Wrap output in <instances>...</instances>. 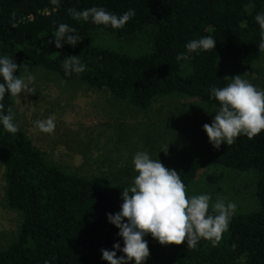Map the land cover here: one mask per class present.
<instances>
[{
    "label": "trees",
    "instance_id": "16d2710c",
    "mask_svg": "<svg viewBox=\"0 0 264 264\" xmlns=\"http://www.w3.org/2000/svg\"><path fill=\"white\" fill-rule=\"evenodd\" d=\"M91 7L118 16L134 9L135 15L124 27L113 29L94 24L91 18L74 20L68 13L70 8ZM257 13H264V0H59L58 5L51 0H0V57L8 55L18 65H33L64 81L104 89L141 109L158 97L183 95L215 113L219 102L211 89L226 86L234 77L219 60L240 61L264 53ZM62 23L81 37L74 47L64 43L58 49L49 43ZM96 28L119 39L149 31V51L129 55L96 46L92 42ZM206 36L216 39L214 49H199L188 60L177 61L189 41ZM69 55H77L87 66L83 73H65L63 61ZM2 103L5 113L11 107L15 114L10 94ZM0 163L5 169L6 204L22 217L14 239L0 249V264H108L101 249L113 250L116 242L124 246L106 214L120 211L121 191L130 185L102 184L47 163L20 124L12 134L0 123ZM209 167L255 171L257 206L235 213L217 246L204 239L194 249L186 241L161 245L146 235L150 256L144 264H264V130L252 139L241 134L232 145L222 143L218 149L211 145L200 154L168 161L186 188L200 169ZM220 176L214 172L206 178L217 182ZM116 255L125 254L116 250Z\"/></svg>",
    "mask_w": 264,
    "mask_h": 264
},
{
    "label": "rangeland",
    "instance_id": "374dc122",
    "mask_svg": "<svg viewBox=\"0 0 264 264\" xmlns=\"http://www.w3.org/2000/svg\"><path fill=\"white\" fill-rule=\"evenodd\" d=\"M92 42L99 47L139 55L149 51L151 39L149 31L119 39L96 28ZM219 64L231 75H241L264 89V53L240 61L220 59ZM27 67L35 77L36 92H21V103L12 97L15 118L47 163L87 178L94 177L102 184L131 185L137 175L132 163L137 151H147L152 159H159L168 168L170 159L200 154L212 145L202 126L211 124L215 113L197 99L162 96L141 109L112 97L104 89L80 81H64L33 65ZM19 74H24L23 67ZM49 117L56 123L52 134L43 133L34 125V121ZM218 168L200 169L186 188L188 196L208 193L212 202L223 198L235 203V213L254 209L257 206L255 171ZM214 172H220L221 176L217 182H209L206 176ZM5 188V169L0 163V249L11 243L22 220L17 210L7 206Z\"/></svg>",
    "mask_w": 264,
    "mask_h": 264
},
{
    "label": "clouds",
    "instance_id": "9594fccd",
    "mask_svg": "<svg viewBox=\"0 0 264 264\" xmlns=\"http://www.w3.org/2000/svg\"><path fill=\"white\" fill-rule=\"evenodd\" d=\"M54 5L59 0H51ZM74 20L88 21L97 25L111 26L119 29L135 15L134 9H129L122 15L106 11L103 7H91L83 11L68 9ZM255 21L264 33V13H257ZM15 27V24H13ZM76 29L67 24H60L54 33L56 48L66 43L75 46L81 37L73 35ZM216 39L212 36L191 40L186 44L187 52L177 55V61L188 60L189 54L199 49L212 50ZM264 48V41L260 44ZM23 67V73H14ZM77 55H69L63 61L66 74H80L86 70ZM0 123L6 132L15 134L19 131V124L15 121V114L11 107L4 112L2 103L6 93L21 103L19 94L35 93L33 87L35 77L30 74L26 64L18 65L13 58L4 55L0 57ZM226 78H229L226 76ZM231 82L221 88H212L211 96L219 102L211 124H204L209 142L214 148L222 143L232 145L241 135L252 139L264 130V89H259L243 79L241 75L231 77ZM31 85V87H29ZM39 131L52 134L56 123L54 118L34 121ZM134 171L137 175L131 185L121 191L123 203L117 213H107V220L115 225L117 235L123 239L113 244V250L101 249L102 259L108 264H144L150 256V250L144 237L151 234L161 245H180L187 242L188 248H196L201 239L208 240L217 246L228 230L231 218L235 214L234 202H226L223 198L211 201L208 193L188 196L186 186L176 170L166 168L159 159H152L147 151H137L132 159ZM211 209V212H210ZM116 250L125 255L117 257Z\"/></svg>",
    "mask_w": 264,
    "mask_h": 264
}]
</instances>
